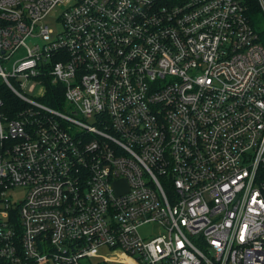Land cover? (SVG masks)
Returning <instances> with one entry per match:
<instances>
[{
	"label": "built area",
	"instance_id": "2783aa9c",
	"mask_svg": "<svg viewBox=\"0 0 264 264\" xmlns=\"http://www.w3.org/2000/svg\"><path fill=\"white\" fill-rule=\"evenodd\" d=\"M254 4L0 0V264H264Z\"/></svg>",
	"mask_w": 264,
	"mask_h": 264
},
{
	"label": "rangeland",
	"instance_id": "374dc122",
	"mask_svg": "<svg viewBox=\"0 0 264 264\" xmlns=\"http://www.w3.org/2000/svg\"><path fill=\"white\" fill-rule=\"evenodd\" d=\"M60 11H61V8L60 7H57L53 11L54 12L53 13V17H48L47 20H46V23L54 31L57 30V28H59V24L56 21V17L59 14ZM253 17H254L253 19H254L255 25H256V27L258 29V32L259 33L261 32L264 35V15H263V13L262 12H259V13L255 14ZM22 54H23V50L22 49H19L13 56H11L10 60H8L6 62H3V65L6 68V71H9L10 70V63L13 62L17 57L21 56ZM0 84H1V80H0ZM32 94H34V93H32ZM32 94H29V95H32ZM76 118L81 119V120H85L80 115L76 116ZM8 197L14 203H16L18 200H20L22 198V193H21V191L16 190L14 192H10L8 194ZM158 228H159V226L156 225V224L145 225V226H142L140 228V232L142 233V235H145V236L148 235V236H150L149 234H156L159 231ZM97 253L98 254H101V255H105L107 253V250L104 247H102V248H99V250L97 251ZM98 260H100L102 262L105 261L104 259H101V258H99V259L98 258H93V259H89V260H87L86 258H84V259H81L80 262H82V263H93V264H96L94 262H97ZM98 264H100V263H98ZM103 264H120V263L105 261V263H103Z\"/></svg>",
	"mask_w": 264,
	"mask_h": 264
},
{
	"label": "trees",
	"instance_id": "16d2710c",
	"mask_svg": "<svg viewBox=\"0 0 264 264\" xmlns=\"http://www.w3.org/2000/svg\"><path fill=\"white\" fill-rule=\"evenodd\" d=\"M252 13H251V21H252V24H253V26H254V28H256V30L258 31V29H257V27H256V25H255V22H254V15L255 14H257V13H259L260 12V10H259V7H257V5H255L254 4V6H253V10L251 11ZM260 35H261V39H264V35H263V33H261L260 32ZM59 89V88H58ZM54 92H53V94H52V90H48L47 91V95L44 97V102L46 103V104H48L49 106H51V107H54V108H61L62 107V97H61V93H60V96H59V93H57V90L55 91V90H53ZM0 92H1V97L3 98V100L5 101V102H7V104H9V105H17V99L12 95V94H10V93H8V92H5V91H3V90H0Z\"/></svg>",
	"mask_w": 264,
	"mask_h": 264
},
{
	"label": "crops",
	"instance_id": "0c3cea01",
	"mask_svg": "<svg viewBox=\"0 0 264 264\" xmlns=\"http://www.w3.org/2000/svg\"><path fill=\"white\" fill-rule=\"evenodd\" d=\"M105 255H107V253H106ZM124 261H125V264H126V263H127V260H126V259H124ZM127 264H130V263L128 262Z\"/></svg>",
	"mask_w": 264,
	"mask_h": 264
}]
</instances>
